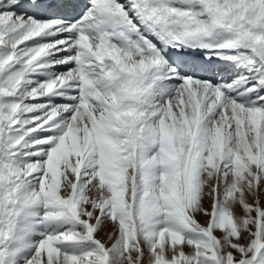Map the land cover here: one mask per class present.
<instances>
[{
	"label": "snow or ice",
	"instance_id": "1",
	"mask_svg": "<svg viewBox=\"0 0 264 264\" xmlns=\"http://www.w3.org/2000/svg\"><path fill=\"white\" fill-rule=\"evenodd\" d=\"M0 264H264V0H0Z\"/></svg>",
	"mask_w": 264,
	"mask_h": 264
}]
</instances>
